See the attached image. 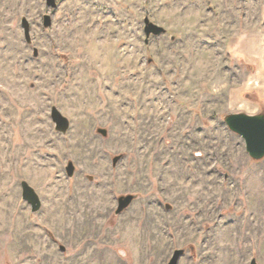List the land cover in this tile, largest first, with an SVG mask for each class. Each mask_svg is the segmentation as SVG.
Here are the masks:
<instances>
[{"label":"rangeland","instance_id":"rangeland-1","mask_svg":"<svg viewBox=\"0 0 264 264\" xmlns=\"http://www.w3.org/2000/svg\"><path fill=\"white\" fill-rule=\"evenodd\" d=\"M262 47L264 0H0V264H264V158L225 122L264 111Z\"/></svg>","mask_w":264,"mask_h":264},{"label":"water","instance_id":"water-1","mask_svg":"<svg viewBox=\"0 0 264 264\" xmlns=\"http://www.w3.org/2000/svg\"><path fill=\"white\" fill-rule=\"evenodd\" d=\"M47 6L50 8H56L57 0H46ZM52 24V16L45 14L43 16V26L45 28ZM144 31L147 39L151 35H159L165 32V28L153 23L148 17L144 19ZM21 25L23 27L24 37L29 45L33 44L31 37V24L27 17H22ZM33 54L38 55V49L34 47ZM51 118L55 124V129L61 133H66L70 127L69 119L61 113V111L53 106L51 108ZM225 122L233 132L240 135L245 141L246 151L253 160H261L264 158V112L250 114L246 112H234L225 116ZM98 131L102 135H106V129L99 128ZM121 158V155H117L113 158V164H116ZM66 172L69 177H72L75 173V165L72 161H69L66 165ZM22 198L29 202L31 211L36 212L41 207V199L34 187H32L27 181L21 182ZM135 199L134 194L120 195L117 198L116 214H120L126 210ZM62 249L65 248L62 246ZM185 253L182 248L175 249L167 264H179L180 257ZM250 264H257L256 259L253 258Z\"/></svg>","mask_w":264,"mask_h":264},{"label":"crops","instance_id":"crops-1","mask_svg":"<svg viewBox=\"0 0 264 264\" xmlns=\"http://www.w3.org/2000/svg\"><path fill=\"white\" fill-rule=\"evenodd\" d=\"M263 50H260L259 54H256L255 57L257 60V63H259L260 67L255 68L253 66V75L251 76L252 78L250 79L251 82L255 81V84H252L253 89L257 95V100L264 102V47H262ZM258 105V104H257ZM259 106V105H258ZM264 112V111H261ZM260 113V112H258ZM250 114H256V113H250Z\"/></svg>","mask_w":264,"mask_h":264},{"label":"bare ground","instance_id":"bare-ground-1","mask_svg":"<svg viewBox=\"0 0 264 264\" xmlns=\"http://www.w3.org/2000/svg\"><path fill=\"white\" fill-rule=\"evenodd\" d=\"M164 96V95H163ZM164 101V100H163ZM152 105V104H151ZM160 108V107H159ZM158 111V110H157ZM154 112H156V111H154ZM149 113H151V111L149 112ZM157 113V112H156ZM151 143V142H150ZM154 147H155V143H153L152 144V149H154Z\"/></svg>","mask_w":264,"mask_h":264}]
</instances>
